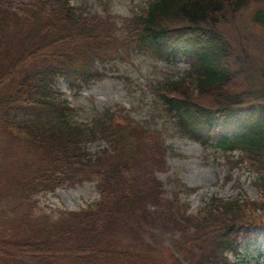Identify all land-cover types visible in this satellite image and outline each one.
<instances>
[{
  "label": "trees",
  "instance_id": "obj_1",
  "mask_svg": "<svg viewBox=\"0 0 264 264\" xmlns=\"http://www.w3.org/2000/svg\"><path fill=\"white\" fill-rule=\"evenodd\" d=\"M260 4L153 0L121 22V45L189 63L185 76L158 85L164 110L205 150L221 152L230 170L254 173L260 202L216 197L192 214L177 194L166 199L156 176L171 153L161 132L111 110L80 124L58 92L60 79L76 87L102 77L97 63L120 49L109 48L119 21L72 0H0V127L23 144L0 162V217L12 227L0 239V264H152L154 251L173 243L187 255L177 264H232L226 255H237L240 236L264 217V9L253 8ZM245 10L256 36L239 45L226 20ZM99 140L102 148L91 151ZM84 181L97 182L100 199L80 211L54 216L34 202Z\"/></svg>",
  "mask_w": 264,
  "mask_h": 264
},
{
  "label": "rangeland",
  "instance_id": "obj_2",
  "mask_svg": "<svg viewBox=\"0 0 264 264\" xmlns=\"http://www.w3.org/2000/svg\"><path fill=\"white\" fill-rule=\"evenodd\" d=\"M153 0H72L80 11L98 13L99 18L111 15L119 21L117 26V42H110L109 48H120L111 55V59L98 62L102 77L89 82H78L76 87L65 80L57 83L58 92L73 109V117L80 124H90L104 112L122 108L127 117L143 126L144 130H157L164 135L167 145L171 148L168 159V172L158 175L165 184L167 195L176 192L187 202L190 213L196 214L207 207L213 198L222 199H261L252 186V176L244 169L230 170L222 154L214 148L204 150L203 146L186 133L177 123L176 118L164 110L156 100L158 85L165 79H179L189 71L186 57L177 54V58L168 61L160 59L152 51L140 52L135 47L122 44V33L119 31L124 20L140 15ZM253 8L264 9V4ZM106 10L109 12L107 13ZM254 11V9L252 10ZM248 12L245 10L238 19L227 15L230 32L237 43L253 42L255 29L246 21ZM252 39V40H251ZM121 45V47H120ZM252 45V44H250ZM168 89V88H166ZM210 105H214L208 100ZM122 110V111H123ZM114 112L119 119L121 112ZM100 117V118H101ZM146 130V131H147ZM99 139V138H98ZM23 144L14 139L3 127H0V162L12 156H18ZM14 150H13V149ZM100 140L91 146V151L100 149ZM37 159L36 156L32 157ZM26 169L21 168L25 174ZM99 192L96 182L66 183L52 190L41 192L34 201L39 209L55 216L61 211H78L98 201ZM186 204V203H185ZM260 214V213H259ZM5 218H0V239L6 238V230L11 233V226H5ZM262 226L251 232L245 240L243 251L239 257L229 256L230 262L238 264H264V217ZM174 230L169 232L173 234ZM243 237V236H241ZM245 239V236L241 239ZM175 243L166 247L165 251H154L152 264H177L184 260L186 251H174ZM188 264V262L186 263Z\"/></svg>",
  "mask_w": 264,
  "mask_h": 264
}]
</instances>
